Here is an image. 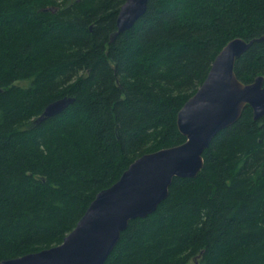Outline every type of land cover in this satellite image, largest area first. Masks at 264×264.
I'll list each match as a JSON object with an SVG mask.
<instances>
[{
	"label": "trees",
	"instance_id": "obj_1",
	"mask_svg": "<svg viewBox=\"0 0 264 264\" xmlns=\"http://www.w3.org/2000/svg\"><path fill=\"white\" fill-rule=\"evenodd\" d=\"M0 0V263L58 246L135 159L182 145L176 118L230 41L264 36V0ZM264 80V41L236 60ZM73 99L35 124L44 108ZM247 106L193 178L131 220L102 264H264V117Z\"/></svg>",
	"mask_w": 264,
	"mask_h": 264
},
{
	"label": "water",
	"instance_id": "obj_2",
	"mask_svg": "<svg viewBox=\"0 0 264 264\" xmlns=\"http://www.w3.org/2000/svg\"><path fill=\"white\" fill-rule=\"evenodd\" d=\"M147 0H125L120 6L116 31L110 41L129 30L140 18ZM230 40L217 53L201 86L177 114L176 124L185 137L182 145L146 154L129 165L119 180L100 191L75 228L58 246L37 253L5 260L0 264H102L117 244L131 220L152 214L168 195L174 178H193L203 167L202 154L220 130L234 124L245 107L254 120L264 117V80L244 84L234 73L236 60L253 42ZM73 99L63 98L48 104L35 124L59 115Z\"/></svg>",
	"mask_w": 264,
	"mask_h": 264
}]
</instances>
